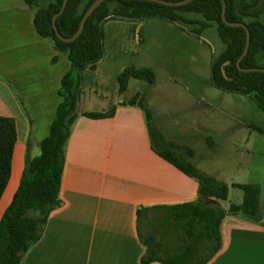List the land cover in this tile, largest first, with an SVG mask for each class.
I'll list each match as a JSON object with an SVG mask.
<instances>
[{
    "label": "trees",
    "instance_id": "trees-1",
    "mask_svg": "<svg viewBox=\"0 0 264 264\" xmlns=\"http://www.w3.org/2000/svg\"><path fill=\"white\" fill-rule=\"evenodd\" d=\"M22 1L34 11L36 34L50 40L56 52L66 55L69 69L61 78L58 92L61 101L47 137L39 144L40 154L32 158L27 154L18 188L0 221V264H21L27 251L40 240L50 214L61 206L62 153L77 118L81 75L86 70H93L104 56V24L108 18L165 20L198 37L208 29H215L224 49L211 61V86L225 93L250 98L264 113V73L238 70L236 62L245 48V31L224 25L220 0H194L179 7L135 0H106L88 18L81 35L71 43L61 42L52 29V19L60 11L63 0ZM94 1L68 0L64 12L56 20L58 32L65 38L72 37ZM224 2L226 20L243 23L250 33L248 52L241 60L240 68H264L260 65L264 61V24L259 20L264 12V0ZM57 60L58 56L52 58L53 63ZM131 79L153 85L155 75L149 68H125L117 76L120 93L127 90ZM137 104L144 113L153 151L195 179L199 186L196 203L156 205L137 210V232L145 248L141 264H207L222 246L220 226L226 215L215 204L227 200L228 186L193 166L187 160L191 155L188 148L165 143L158 149L154 140L160 137L151 124L153 115L144 105L143 98L139 97ZM112 115L111 109L106 113H87L84 116L102 119ZM15 143L14 121L0 118V200L11 176ZM242 191V203L231 205V210L258 221L259 185H245Z\"/></svg>",
    "mask_w": 264,
    "mask_h": 264
},
{
    "label": "crops",
    "instance_id": "crops-1",
    "mask_svg": "<svg viewBox=\"0 0 264 264\" xmlns=\"http://www.w3.org/2000/svg\"><path fill=\"white\" fill-rule=\"evenodd\" d=\"M11 9L20 38L25 40L23 46L38 49L42 56L46 53L47 66L55 71L62 62H52L56 53L36 34L34 11L23 1ZM63 75L58 77L51 111L35 120L27 115L12 86L6 80L0 81V118L12 119L16 129L11 176L0 200V221L18 188L27 154L31 158L40 154L37 155L39 144L47 137L61 101L58 92ZM118 95L123 93L118 91ZM78 106L62 153L61 206L50 214L40 240L27 251L21 264H141L145 248L137 232V210L196 203L198 183L153 151L147 122L137 102L118 100L106 106V110H79ZM111 109V117L84 116ZM156 122L159 146L171 143L164 135V123ZM188 144L173 145L191 149L187 160L200 170L199 157L193 150L198 143ZM205 174L229 189L228 205H224L226 201L215 204L226 215L220 226L222 246L207 264H264L263 189L259 185V220L254 221L231 210V205L242 203V187L248 184L226 182ZM234 187L242 192L237 194V199L241 197L237 204L229 200Z\"/></svg>",
    "mask_w": 264,
    "mask_h": 264
},
{
    "label": "rangeland",
    "instance_id": "rangeland-1",
    "mask_svg": "<svg viewBox=\"0 0 264 264\" xmlns=\"http://www.w3.org/2000/svg\"><path fill=\"white\" fill-rule=\"evenodd\" d=\"M20 5L22 0H0V81L12 86L27 115L35 120L51 111L58 77L69 63L50 40L45 43L62 62L55 71L47 66L46 53L42 56L38 49L23 46L25 40L11 12ZM259 20L264 24V12ZM104 34L102 60L92 72L81 75L79 110H106L118 100L144 98L153 115L152 127L158 133L156 121H162L170 144L198 143L193 150L201 172L235 184L256 183L264 191V113L250 98L211 86V61L224 49L215 29L198 37L165 20L111 17L104 24ZM128 67L151 69L155 82L131 79L119 97L117 76ZM154 143L158 149L163 147L157 138ZM237 194L242 192L232 188L231 203L240 202Z\"/></svg>",
    "mask_w": 264,
    "mask_h": 264
},
{
    "label": "water",
    "instance_id": "water-1",
    "mask_svg": "<svg viewBox=\"0 0 264 264\" xmlns=\"http://www.w3.org/2000/svg\"><path fill=\"white\" fill-rule=\"evenodd\" d=\"M105 1L106 0H95L89 6V8L86 10V12L84 13V15H83V17H82V19L80 21V25H79V28H78L77 32L72 37L65 38L58 32L57 27H56V20L64 12V10H65V8L67 6V3H68V0H63V3H62L60 11L52 19V29L54 31L55 36L63 43H71V42L75 41L81 35V33H82L83 29H84L85 23L88 20V18ZM135 1H143V2L155 3V4L168 6V7H179V6H183V5L189 4V3H191L194 0H183V1H178V2L167 1V0H135ZM220 2L222 4L221 20L224 23V25L227 26V27H230V28H242L245 31V35H246L245 48H244V51H243L242 55L240 56V58L236 62V66H237L238 70L240 72H243V73H249V72L264 73V68H252V69H242V68H240V62L246 56V54L248 52V48H249V44H250V33H249L248 28L243 23H231V22H228L226 20V4H225L224 0H220ZM223 74H224V72H223Z\"/></svg>",
    "mask_w": 264,
    "mask_h": 264
}]
</instances>
